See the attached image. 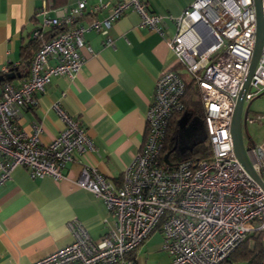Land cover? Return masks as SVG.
Segmentation results:
<instances>
[{"label": "built area", "instance_id": "2783aa9c", "mask_svg": "<svg viewBox=\"0 0 264 264\" xmlns=\"http://www.w3.org/2000/svg\"><path fill=\"white\" fill-rule=\"evenodd\" d=\"M127 9L139 13L140 27L160 35L165 18L174 22L168 46L198 83L210 155L164 163L161 151L172 116L183 110L185 83L179 73L163 70L146 113L143 145L121 180L114 183L95 166H81L77 185L100 197L112 217L104 234L92 239L74 218L68 222L72 241L30 264H125V256L155 230L164 238L161 249L170 257L167 264H220L249 234H264V190L238 162L230 134L232 112L255 44L253 0H194L178 16L153 12L144 0H96L90 7L86 0H78L63 8L41 0L36 11L40 23L31 32L40 42L27 73L19 75L16 84L9 79L0 82V185L18 166L31 177L63 178L68 162L96 149L80 122L58 104L54 107L64 127L47 144L39 140L40 124L33 123L28 132L17 119L22 108L36 105V94L54 76L72 77L81 68L82 50L92 53L84 38L86 30L104 34V43L111 46L108 30ZM262 9L264 15V0ZM102 10L105 13L99 16ZM87 16L88 23L76 24ZM18 65L0 66V75L16 72ZM263 89L264 34L244 101ZM247 120L253 118L246 115ZM186 126L190 135L173 136L172 150H190L189 143L203 137L191 115ZM245 150L264 186V142L251 143Z\"/></svg>", "mask_w": 264, "mask_h": 264}, {"label": "crops", "instance_id": "0c3cea01", "mask_svg": "<svg viewBox=\"0 0 264 264\" xmlns=\"http://www.w3.org/2000/svg\"><path fill=\"white\" fill-rule=\"evenodd\" d=\"M77 1L66 0L58 8L75 6ZM144 1L153 12L177 16L194 0ZM86 2L90 7L96 0ZM40 4L41 0H0V66L20 64L21 47L39 26L36 11ZM89 20L87 16L76 24ZM139 23V13L127 9L108 30L111 46L104 43V34L86 30L84 38L92 53L82 50L81 68L72 77L54 76L36 94V105L20 110V126L30 132L33 123L40 124L39 140L47 144L64 127L54 107L58 104L80 122L96 149L68 162L63 178L31 177L26 168L18 166L0 185V264H30L69 244L68 222L74 218L92 239L104 234L112 222L101 198L77 185L81 166H95L118 183L143 145L157 76L165 69L181 76L186 72L168 46L175 32L172 19L165 18L163 35ZM10 80L16 84L19 76ZM138 247L125 256V264H138Z\"/></svg>", "mask_w": 264, "mask_h": 264}, {"label": "trees", "instance_id": "16d2710c", "mask_svg": "<svg viewBox=\"0 0 264 264\" xmlns=\"http://www.w3.org/2000/svg\"><path fill=\"white\" fill-rule=\"evenodd\" d=\"M48 1L52 8H58L59 6L66 3V0ZM49 32L50 30L48 32L46 31V35ZM39 42V39L32 38L30 34L29 41L21 47V61L16 71L18 75L23 76L27 73L31 58L39 47ZM185 73L182 74V78L185 83L184 94L182 96V103L184 105L182 112L186 111L189 112L192 117L195 116L197 118L203 119L204 108L201 99V93L198 88V83L191 75ZM182 112L174 114L171 118L168 134L161 151L162 159L163 155L167 151L170 152L169 160L171 161H179L184 157H209L210 144L206 140L202 143H197L192 147L191 150H187L185 152L172 150V140L176 132L177 120L181 116ZM262 235L263 232L249 234L220 264H232V262L235 260H242L245 262V264H264V244Z\"/></svg>", "mask_w": 264, "mask_h": 264}, {"label": "water", "instance_id": "95a60500", "mask_svg": "<svg viewBox=\"0 0 264 264\" xmlns=\"http://www.w3.org/2000/svg\"><path fill=\"white\" fill-rule=\"evenodd\" d=\"M253 2H254V7H255V13H256L255 44H254L253 54H252L249 66H248L245 78L243 80V83H242V87L236 98L235 106L232 112L230 134H231L233 151H234V154L238 162L247 171V173L260 184V186L264 190V186L260 178L252 169V166L246 154L245 145H244L243 136H242V126L243 125L245 126V119H246V113H247V108L245 112L243 113L244 96L247 91L254 67L256 65L257 58L260 53V49H261V45L263 41V34H264V15H263V9H262V0H253ZM16 76H19V75L15 71H10L4 75H0V82L5 79H13ZM190 115L191 114L189 112L185 111L181 114V116L177 120L176 132L177 133L179 132L181 137L183 138L188 137L191 133L190 127L186 126V122L188 118L190 117ZM205 138L206 137L203 136V138L194 142L192 146H189L190 150L197 143H202L205 140ZM169 154L170 152L167 151L163 155V160H164V163L166 164L171 163V161L169 160Z\"/></svg>", "mask_w": 264, "mask_h": 264}, {"label": "rangeland", "instance_id": "374dc122", "mask_svg": "<svg viewBox=\"0 0 264 264\" xmlns=\"http://www.w3.org/2000/svg\"><path fill=\"white\" fill-rule=\"evenodd\" d=\"M251 91L253 92V89ZM246 108L247 119L253 118V121L247 120L245 126H242L243 142L247 147L251 143L258 145L264 142V89L253 95L251 99L244 101L243 113ZM177 134L176 132L175 135ZM163 241L164 238L159 230L151 233L137 249L138 264H166L170 257L165 250L161 249ZM232 264H245V262L235 260Z\"/></svg>", "mask_w": 264, "mask_h": 264}, {"label": "flooded vegetation", "instance_id": "af4514ba", "mask_svg": "<svg viewBox=\"0 0 264 264\" xmlns=\"http://www.w3.org/2000/svg\"><path fill=\"white\" fill-rule=\"evenodd\" d=\"M189 119V118H188ZM193 121L195 122V124H196V127H197V132L200 134V135H202V136H204V127H203V124H202V121H201V119L200 118H197V117H193ZM179 133V132H178ZM175 137L178 139V138H182L181 137V135H180V133L179 134H177V135H175ZM203 138V137H202ZM194 142H196V140H194V141H192L191 143H189V146H192V144L194 143ZM188 146V147H189ZM180 150V149H179ZM181 151V150H180Z\"/></svg>", "mask_w": 264, "mask_h": 264}]
</instances>
